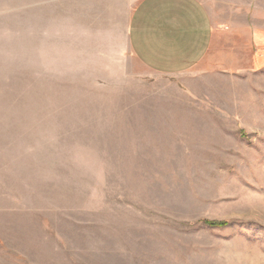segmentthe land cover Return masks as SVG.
<instances>
[{
	"label": "rangeland",
	"instance_id": "rangeland-1",
	"mask_svg": "<svg viewBox=\"0 0 264 264\" xmlns=\"http://www.w3.org/2000/svg\"><path fill=\"white\" fill-rule=\"evenodd\" d=\"M145 1L0 0V264H264V0Z\"/></svg>",
	"mask_w": 264,
	"mask_h": 264
},
{
	"label": "crops",
	"instance_id": "crops-1",
	"mask_svg": "<svg viewBox=\"0 0 264 264\" xmlns=\"http://www.w3.org/2000/svg\"><path fill=\"white\" fill-rule=\"evenodd\" d=\"M142 6L140 13L133 17L132 24H145L146 35L138 43H134H148L152 46L149 52L157 55V58L169 53L170 56L166 55L167 62L170 63L168 65L187 61L182 59L187 54V40L195 39L199 42L197 49L205 48L210 40V21L204 17L198 0H146ZM200 21L202 23L198 24ZM165 49L171 52L166 53Z\"/></svg>",
	"mask_w": 264,
	"mask_h": 264
}]
</instances>
